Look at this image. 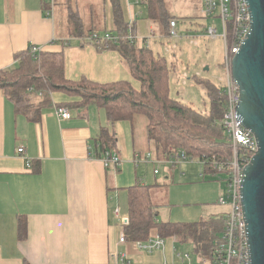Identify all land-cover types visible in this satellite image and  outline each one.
<instances>
[{"label":"crops","instance_id":"1","mask_svg":"<svg viewBox=\"0 0 264 264\" xmlns=\"http://www.w3.org/2000/svg\"><path fill=\"white\" fill-rule=\"evenodd\" d=\"M65 1L69 25L59 32L57 0L53 17L47 15L44 0H0V70L16 65L17 52L37 45L43 50L64 52L69 79L85 76L101 83L128 80L140 89V81L132 76L120 52L99 51L86 39L85 33L93 29L103 32L115 28L112 0ZM132 1L120 0L130 33L143 43L155 36V23L148 16L138 19ZM201 2L198 0L185 13L194 17L192 9ZM135 3L144 4L142 0ZM166 5L172 17L182 18L183 14L172 12L173 5L167 0ZM82 6L88 10L87 19L81 15ZM73 10L83 33L75 30ZM53 98L56 102L79 100L60 92L53 93ZM147 122L145 116H136L111 124L106 110L97 104L71 108L69 119H62L57 108L47 109L39 121H32L24 113H17L14 103L0 89V264H181L179 254L186 251L196 262L195 244L177 237L166 238L165 247L154 251L120 241L124 231L121 218L128 215L127 187L138 182L153 184L152 199L163 191L166 196L169 193V201L173 198V188L168 191L166 185H157L160 172L155 174V168L151 171L144 166L146 172L139 176L141 170L136 168L142 164H136V154H156L148 140ZM106 127L117 138L120 166H106L94 154L96 140ZM19 147L24 148L23 154ZM169 201L158 204V212L163 209V221H202L205 211L196 202ZM217 216L213 211L203 220ZM21 220L26 223L24 235Z\"/></svg>","mask_w":264,"mask_h":264},{"label":"trees","instance_id":"2","mask_svg":"<svg viewBox=\"0 0 264 264\" xmlns=\"http://www.w3.org/2000/svg\"><path fill=\"white\" fill-rule=\"evenodd\" d=\"M147 5L148 17L158 22L168 35L170 14L166 0H142ZM115 28L109 31L112 39L94 44L99 51L117 50L123 57L132 76L141 88L128 80L101 83L88 77L69 79L65 71L63 51L40 50L32 52V45L15 54L16 65L0 70V89L14 103L17 113L39 121L42 113L51 108H83L90 104L103 107L111 124L133 120L137 115L147 118V136L158 158L167 159L183 150L193 160L204 162L203 169L212 174L214 161H229L232 143L223 124L226 95L221 85L209 79L194 76L203 84L210 99V109L202 112L189 104L172 98L170 93L171 66L166 57L157 54L144 41L129 38L130 23L126 22L120 0H112ZM77 13L72 14L74 27L83 33ZM172 18V17H171ZM96 29L85 33L90 36ZM147 41V38L145 39ZM63 93L79 100L56 102L53 93ZM117 138L106 127L96 140L94 154L98 158L107 150L117 151ZM204 173V172H203ZM151 186L138 182L127 187L128 222L124 225L128 241L148 240L154 235L163 238L177 237L181 242H193V251L200 256L212 255L216 240L226 230V212L217 217L196 222L161 221L153 203ZM22 235L26 223L20 222Z\"/></svg>","mask_w":264,"mask_h":264},{"label":"built area","instance_id":"3","mask_svg":"<svg viewBox=\"0 0 264 264\" xmlns=\"http://www.w3.org/2000/svg\"><path fill=\"white\" fill-rule=\"evenodd\" d=\"M56 0H44L48 5L46 13L53 17L55 12ZM192 14L195 18H220L222 21V37L225 43V56L223 69L225 70V82L222 86L223 92L226 95V108L224 113L223 124L226 128V133L232 143V156L229 161L218 160L214 161V170L220 174L227 176V186L221 191L218 198V203L227 208L226 211V230L221 239L216 240V249L212 255L203 257L198 255L196 262L191 261V252H182L179 254L181 264H248L250 262V248L247 237L246 224L244 219V211L242 205V183L245 176V167L250 163L253 156L258 150V143L253 132L243 125V120L239 114L238 107L240 102V90L232 73V63L236 53L239 52L247 34L250 31V13L248 3L245 0H202L201 4L193 7ZM177 17H172L169 20V36H178ZM207 35L210 38H216L219 35L215 25L207 29ZM113 35L106 31L104 35L94 32L88 39L93 43H102L105 40L112 39ZM129 38L135 39L136 35L130 34ZM148 45V43H146ZM149 46V45H148ZM41 47L32 45V52L40 50ZM58 115L62 119L71 118V111L67 108L57 109ZM19 153H24V148L19 147ZM101 158L106 166H120L122 158L119 152L105 151ZM167 160L173 166L183 161H195L187 156L185 151L178 150L167 159L154 158L151 152L143 156L136 154L135 161L139 163H158ZM203 165L204 162L200 161ZM27 166H31V160L27 157ZM155 174L159 171L155 169ZM116 215L120 216V208L115 209ZM123 225L128 222V217H122ZM121 242H125L124 232L120 237ZM137 247L146 250L154 251L163 249L166 244V238L159 235H154L148 240H138L135 242Z\"/></svg>","mask_w":264,"mask_h":264},{"label":"rangeland","instance_id":"4","mask_svg":"<svg viewBox=\"0 0 264 264\" xmlns=\"http://www.w3.org/2000/svg\"><path fill=\"white\" fill-rule=\"evenodd\" d=\"M57 1L55 15L57 17V29L62 32L69 25L66 16L68 15V10L65 0ZM197 2L198 0H167L168 5L170 3L173 5L171 7L172 12L178 16L183 14L182 18H179L178 36L170 37L169 31L168 35H166L163 26L155 22V36L148 38L147 41L144 39V41L148 43L155 53L164 55L172 67L170 73V93L172 98L189 104L197 110L207 112L210 109V99L205 92L203 84L198 82L194 76L209 79L218 85L224 84L226 75L223 69L225 43L222 37V21L220 18H194L189 17L185 13V10ZM132 4L137 6L138 19L148 16L146 5H137L135 0L132 1ZM80 12L84 19L88 18V10L84 6L81 7ZM74 13L76 11L73 10V15ZM77 17H79L78 14ZM213 25L217 27L220 35L216 38H210L207 35V29ZM105 33L106 31L100 32L102 35ZM140 44L143 43L141 42ZM207 66L209 67L208 69ZM137 116L144 117L141 114ZM154 158L160 159L156 154H154ZM141 165L136 167L139 171L141 170L139 176L146 172L147 168L144 169V166L149 167L151 171L155 168L160 172L157 177V185H166L168 191H170V187L173 188L171 201H169V193L166 196L164 191L160 195L156 194L153 196L152 200L157 205V208L158 204H165L168 201V204L196 202L197 207L205 211L204 217L201 216L200 220L208 218L213 211L215 216L227 211L226 207L217 201L218 196L222 193L221 191L227 186V176L204 171L200 160L183 161L174 166L167 160L158 163H142ZM166 172L168 173L166 174ZM149 185L153 186V184ZM125 206L127 207V202ZM167 207H164V212ZM162 211V207L159 208L158 218L161 221L165 220L164 215L161 214Z\"/></svg>","mask_w":264,"mask_h":264},{"label":"water","instance_id":"5","mask_svg":"<svg viewBox=\"0 0 264 264\" xmlns=\"http://www.w3.org/2000/svg\"><path fill=\"white\" fill-rule=\"evenodd\" d=\"M250 31L232 63L240 90L238 111L258 150L245 167L241 195L250 248L248 264H264V0H245ZM209 67L207 66V69Z\"/></svg>","mask_w":264,"mask_h":264}]
</instances>
